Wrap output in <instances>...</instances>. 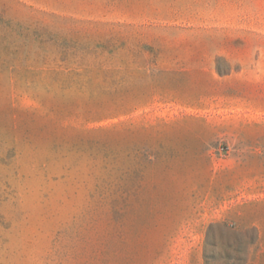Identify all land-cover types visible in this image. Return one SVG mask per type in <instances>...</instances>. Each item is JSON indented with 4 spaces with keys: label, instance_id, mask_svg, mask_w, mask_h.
Here are the masks:
<instances>
[{
    "label": "rangeland",
    "instance_id": "1",
    "mask_svg": "<svg viewBox=\"0 0 264 264\" xmlns=\"http://www.w3.org/2000/svg\"><path fill=\"white\" fill-rule=\"evenodd\" d=\"M0 264H264V0H0Z\"/></svg>",
    "mask_w": 264,
    "mask_h": 264
}]
</instances>
